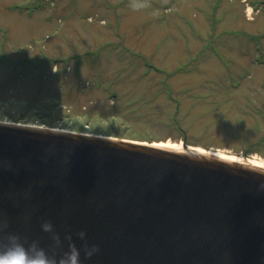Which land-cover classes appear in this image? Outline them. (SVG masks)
Here are the masks:
<instances>
[{
  "label": "rangeland",
  "instance_id": "obj_1",
  "mask_svg": "<svg viewBox=\"0 0 264 264\" xmlns=\"http://www.w3.org/2000/svg\"><path fill=\"white\" fill-rule=\"evenodd\" d=\"M0 121L264 163V0H0Z\"/></svg>",
  "mask_w": 264,
  "mask_h": 264
},
{
  "label": "water",
  "instance_id": "obj_2",
  "mask_svg": "<svg viewBox=\"0 0 264 264\" xmlns=\"http://www.w3.org/2000/svg\"><path fill=\"white\" fill-rule=\"evenodd\" d=\"M15 244L75 246L81 264H264V167L0 121V250Z\"/></svg>",
  "mask_w": 264,
  "mask_h": 264
},
{
  "label": "clouds",
  "instance_id": "obj_3",
  "mask_svg": "<svg viewBox=\"0 0 264 264\" xmlns=\"http://www.w3.org/2000/svg\"><path fill=\"white\" fill-rule=\"evenodd\" d=\"M44 228L48 230L50 225L46 224ZM0 264H81L80 250L70 246L62 255L56 256L43 248L15 244L0 250Z\"/></svg>",
  "mask_w": 264,
  "mask_h": 264
},
{
  "label": "bare ground",
  "instance_id": "obj_4",
  "mask_svg": "<svg viewBox=\"0 0 264 264\" xmlns=\"http://www.w3.org/2000/svg\"><path fill=\"white\" fill-rule=\"evenodd\" d=\"M160 145L162 146H166V147H170V148H175V149H181L180 146H176V145H170V144H166V143H159ZM191 149H194V150H197V151H201V152H207V151H204L203 149H200V148H191ZM220 156H223V157H226V158H229V159H233V160H239V161H242L241 159H239L238 157H228V156H224L222 154H219ZM250 163L252 164H255V165H258V166H262L264 167V163L262 162H256V161H249Z\"/></svg>",
  "mask_w": 264,
  "mask_h": 264
},
{
  "label": "trees",
  "instance_id": "obj_5",
  "mask_svg": "<svg viewBox=\"0 0 264 264\" xmlns=\"http://www.w3.org/2000/svg\"><path fill=\"white\" fill-rule=\"evenodd\" d=\"M17 122H19V121H17ZM179 130H182V127L179 125Z\"/></svg>",
  "mask_w": 264,
  "mask_h": 264
}]
</instances>
